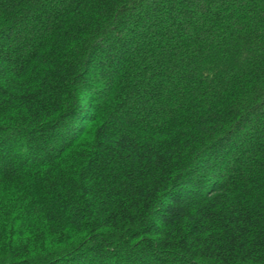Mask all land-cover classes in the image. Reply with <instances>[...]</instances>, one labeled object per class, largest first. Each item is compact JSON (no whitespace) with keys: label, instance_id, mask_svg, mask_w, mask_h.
<instances>
[{"label":"trees","instance_id":"obj_1","mask_svg":"<svg viewBox=\"0 0 264 264\" xmlns=\"http://www.w3.org/2000/svg\"><path fill=\"white\" fill-rule=\"evenodd\" d=\"M0 264H264V0H0Z\"/></svg>","mask_w":264,"mask_h":264}]
</instances>
